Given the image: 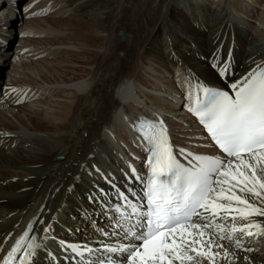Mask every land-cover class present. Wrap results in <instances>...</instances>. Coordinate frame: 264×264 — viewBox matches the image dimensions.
I'll use <instances>...</instances> for the list:
<instances>
[{
	"label": "bare ground",
	"instance_id": "obj_1",
	"mask_svg": "<svg viewBox=\"0 0 264 264\" xmlns=\"http://www.w3.org/2000/svg\"><path fill=\"white\" fill-rule=\"evenodd\" d=\"M21 1L20 6H17L11 0H0V40L5 43L3 50L7 53L4 61L0 59L3 61L0 65V207L10 214L18 211L15 217L1 218L0 261L15 240L26 232L29 221L33 226L31 236L38 232L39 223L47 217L50 209H56L62 220L67 214L72 217L73 212L81 213V217L95 214L97 219H101V228L91 232V236L84 232L79 239H75L69 237L71 232L68 230H55L60 240L88 242L101 247L102 242L106 241L100 238L102 231L111 234L110 226L117 224V221L122 225L127 224L125 220L120 221L119 215L115 213L120 201L119 197L115 200L118 193L114 186L118 185L130 195L134 192L140 194L143 183L137 182L136 176L140 175L143 179L146 176V152L130 133L131 123L141 115L163 120L170 127L174 149L184 147L214 154L216 151L188 114L186 105L193 102L199 85L226 87L248 73L249 69L262 64L264 59V0H190L195 1L197 7H189L191 10L187 15L190 17L198 13L201 16L200 21L195 20L198 26L211 25L210 30L214 33L209 39L218 44L216 50L223 44L229 50L235 42L234 53L240 72L235 69L234 75L221 77L211 65L202 67V62L192 57L185 60L177 49L178 43L165 41V36L164 41L153 44L149 36L138 38L137 32L132 30V24L114 31V23L100 21L96 25L100 31L98 34L107 38V46L120 49L117 58L102 60L96 69H89L78 79H65L63 74L60 75L59 83H45L35 73H24L23 65L16 63L15 57L26 55L28 51L26 45L14 47L12 43L16 39V29L19 28L18 38L23 32V28L16 25L18 15L24 25L31 18L67 16L71 9L57 10L48 5L37 6L35 1L15 0L16 3ZM172 1L162 2V17H166L173 9ZM225 4H228V9ZM124 7L119 5L115 9L121 11ZM140 8L143 13L145 0H142ZM207 8L213 12L205 17ZM13 12H16L15 16ZM241 14L255 19L259 24L243 19ZM162 19L160 21L163 23ZM240 27L244 28L248 37L239 33ZM124 30L129 31L122 36L120 32ZM192 34L196 41H205L203 34L195 31ZM180 40L188 42L186 38L180 37ZM147 45L150 48H146ZM67 47L81 53L87 45L83 44L80 48L76 43H69ZM132 48L140 49L141 54L133 58ZM162 48H168L164 55ZM90 51L94 55L100 49ZM190 51L191 46L188 44L183 54ZM82 58L86 61V58ZM133 59L136 69L131 63ZM206 79L210 82H205ZM247 198L264 207V203L259 200L251 196ZM237 220L238 226L248 222L261 226L259 234L255 228L251 229L253 239L264 235V216L253 215L247 221ZM212 221L214 224L222 223L226 228H230L232 222L231 217ZM117 233L121 234L119 231ZM245 237L243 233H237L235 240L224 239L222 242L213 230L215 242L224 246L222 254L225 251L229 253L225 260L216 258V264H264V256H257L264 253L261 252L263 249L259 246L250 248L249 242L245 243L250 239ZM237 239L245 240L240 248L235 247ZM37 241L38 235L34 242L37 244ZM24 246L26 248L27 244ZM220 249L213 248L212 251L218 252ZM40 253L42 255L37 260L35 255L29 257L28 263H54L45 255V249L42 248ZM202 264H208L207 260L202 261Z\"/></svg>",
	"mask_w": 264,
	"mask_h": 264
},
{
	"label": "snow or ice",
	"instance_id": "obj_2",
	"mask_svg": "<svg viewBox=\"0 0 264 264\" xmlns=\"http://www.w3.org/2000/svg\"><path fill=\"white\" fill-rule=\"evenodd\" d=\"M214 67L220 68L221 77L227 74V63ZM228 87L231 93L199 85L194 106L189 108L224 159L184 147L174 150L163 121L142 124V135L149 145L145 190L148 212L146 221H141L143 227L125 231L124 235L130 237L127 244L104 245L107 251L126 254L120 264H202L204 260L216 264L220 253L212 249L223 245L215 242L213 230L220 240L229 241L237 232L252 236L253 228L259 234V224L238 226L237 218L247 221L253 215L264 216V207L247 198L264 203V66L250 70ZM178 154L185 156L187 165L180 162ZM131 212L136 214L138 209L132 206ZM209 217H231V227L213 224ZM116 227L123 225L117 221ZM27 236L25 232L15 240L0 264H16L17 253L22 250L20 264H27L39 247ZM241 246L242 241L237 239L235 247ZM224 255L229 253L225 251Z\"/></svg>",
	"mask_w": 264,
	"mask_h": 264
},
{
	"label": "rangeland",
	"instance_id": "obj_3",
	"mask_svg": "<svg viewBox=\"0 0 264 264\" xmlns=\"http://www.w3.org/2000/svg\"><path fill=\"white\" fill-rule=\"evenodd\" d=\"M33 1L36 2L37 6L48 5L49 7L57 10L71 9V13L67 16H63L61 18L59 15L56 17L48 16L44 18H31L27 20L24 25L22 20H20V16H18L19 20L16 25L23 28V32L22 35L18 38L19 28L16 29V39L12 43L14 44V47L17 45H26L28 51L26 55L22 54L15 57L16 63L21 66L23 65L22 68L24 73L25 71L35 73L45 83L53 82V84H57L59 83L58 81H60V75L63 74L65 79H68L69 77H71V79H78L80 78V76H82V74H85L87 71H89V69H96V67L99 65L98 63L102 60L105 61L109 60L110 58H117L116 56L120 54V49L114 46H107V42H109L107 38H105L103 34H98L100 31L99 28L96 27V25H98L100 21L114 23V31L124 29L125 25L132 24L134 26L132 30L134 32H137L136 35L138 38L142 37V39H145L149 36V38H152L153 41H151L153 44H156L157 41H164L165 36V41L169 40L173 43L174 41L175 43H178L177 45L179 48L177 49L182 52L185 60L189 57H192V59L195 58L197 61L202 62V67L204 65L206 67L211 65V63H209V58H211L213 53L216 51V46L218 45L216 43H212L211 38L209 39V36L214 33V31L210 30L211 25L209 24V22H207V24H209L207 27L203 24L198 26L197 22L200 21V14L197 13L196 15H191L190 17L187 15V13H189L191 10L188 9L189 7L192 6V8L196 9L197 6L194 4L195 1L173 0L174 2H171V5L173 4V9H170V13L166 17H162L161 14V4H164L162 2H164L165 0H145L146 8L144 9L143 13L141 12L140 8L142 0H30L29 2L33 3ZM183 3L189 6L186 7ZM119 5H123L126 7H124V9L121 11H117L115 8ZM225 8H229L228 4H225ZM182 11L184 12L180 13ZM204 12L205 17H208L212 14L213 10L207 8ZM181 14H184V16H182ZM236 14L238 15L239 13ZM241 17L247 21L249 20L251 23L256 22L255 19L250 17L247 18L243 14H241ZM160 19H162L163 23L160 21ZM195 20L198 21L195 22ZM256 23L259 24L258 22ZM186 24L192 27H188L186 26ZM124 31L120 32L122 36H125L129 30ZM193 31L203 34L205 41H196V38L192 34ZM171 33H174V35ZM239 33H242L244 36L248 37V33L244 31L243 27H240ZM191 36L193 37V39ZM180 37L183 39L186 38L188 42H186V40L178 41ZM249 38L250 40L252 39L251 36H249ZM69 43H72L74 45L76 43L78 47L86 44L87 47H84L85 49H82L81 53H77L74 50L72 51L71 48L67 47ZM254 43H257V41ZM188 44L191 46V51L189 53L183 54L185 49L187 50ZM96 48L100 49V52H97L100 54L96 53L93 55V52L90 50ZM146 48L150 47L147 45ZM249 48L250 45L247 46V49ZM167 49L168 48H162L161 52L163 53V55L166 54ZM227 52L228 47L226 46L225 48H223L222 63L228 55ZM140 54V49H131V56L133 58L137 57V55ZM82 56L86 58V61L83 60ZM258 57L261 58L260 56ZM214 58L215 57H213V60ZM42 61H44V63H42ZM140 61H142L141 58ZM131 63L132 65H135L134 59L131 61ZM236 71L240 72L241 69L237 67ZM232 78H230L229 80H232ZM25 79L26 78H24L23 80ZM205 82L210 81L206 79ZM79 182L82 183L81 181ZM1 209L2 208L0 207V226L2 221L1 218L5 220L9 216L15 217L18 214L17 210L13 211V213L10 214L8 212H5L4 209H2L3 211ZM81 215L82 214L79 212H73L72 217L67 214V216H65V220H62L57 215L56 209L54 211L50 209L47 213V217L45 219L43 218L44 223H46L45 229H47V231H45V229H40L38 231L39 250L40 248L49 250L50 253H47L48 258L50 259L51 256L56 257V260L60 262L58 259V255L60 254L61 249L60 245L57 244V237L59 236L57 234V230H68L69 232H71L69 237L71 238L72 236L75 239H79V236L84 232L88 233V235L91 236V232L99 231V229L101 228L99 223L101 219H97V216L95 214H90L89 217H81ZM81 220L86 221L83 222ZM262 226H264V223H262ZM55 228H57V230H55ZM233 234V240H235V233ZM101 237H104V235L101 234L100 238ZM245 238L250 239L251 241L243 240L242 244L244 241L246 244L247 242H249L250 248L259 246L261 249H263L261 250V252L264 251V235H258V238H256L255 236L254 239L252 238V236H246ZM224 241L225 240H223L222 242ZM244 250L245 249H243V251ZM223 251L224 249L221 248L220 251H218L220 255L216 257L220 261L222 258L223 260L226 259L224 254H222ZM263 254L259 253L257 256L261 255V257H263ZM41 255L42 253L39 252L38 256L40 257ZM249 264H257V262Z\"/></svg>",
	"mask_w": 264,
	"mask_h": 264
}]
</instances>
